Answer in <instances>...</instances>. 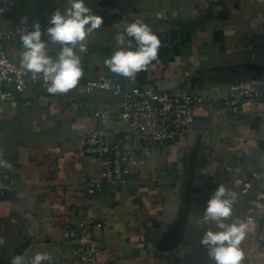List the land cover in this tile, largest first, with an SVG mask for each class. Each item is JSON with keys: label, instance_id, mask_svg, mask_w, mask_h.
<instances>
[{"label": "crops", "instance_id": "obj_1", "mask_svg": "<svg viewBox=\"0 0 264 264\" xmlns=\"http://www.w3.org/2000/svg\"><path fill=\"white\" fill-rule=\"evenodd\" d=\"M11 1L2 29L50 23L55 33L8 41L7 55L31 70L50 64L63 82L24 93L5 86L14 95L0 101V178L12 186L0 190V264H264V230L248 212L261 197L243 188L264 176V104L224 102L233 83L264 89V0ZM213 2L227 17L214 13L178 46L181 24ZM154 33L177 34L163 44L165 59L138 42ZM105 76L127 89L188 88L212 100L187 136L148 158L134 150L129 184L102 183L90 195L103 167L89 161L86 138L96 110L113 111L109 129L118 125L119 98L87 94L84 83ZM86 219L102 224L92 262L81 258Z\"/></svg>", "mask_w": 264, "mask_h": 264}, {"label": "built area", "instance_id": "obj_2", "mask_svg": "<svg viewBox=\"0 0 264 264\" xmlns=\"http://www.w3.org/2000/svg\"><path fill=\"white\" fill-rule=\"evenodd\" d=\"M12 11L11 0H0V22ZM54 33L55 28L50 23H28L16 29H2L0 26V101L14 95L5 90L6 85L12 86L18 93L28 91L31 83L39 82L62 88V75L52 65L43 64L40 70H31L10 59L4 49L8 41H40L52 37ZM84 90L87 94L110 92L119 98L118 125L109 129L115 119L113 111L96 110V127L86 138L85 153L89 161L103 167L102 181L89 182L86 186L90 195L102 183L112 188L129 184L132 181L134 150L141 149L148 158L156 145L175 142L187 136L192 131L197 113L212 100V96L188 88L176 93L159 92L153 85L127 89L121 80L106 76L88 79L84 83ZM246 101L264 104V89L260 88L259 82L248 80L233 83L224 98L226 105L231 107ZM11 186L0 178V190L10 189ZM98 227H102V224H94L87 219L80 223L81 243L89 247L81 255L83 261L92 262L98 254V244L93 235Z\"/></svg>", "mask_w": 264, "mask_h": 264}, {"label": "trees", "instance_id": "obj_3", "mask_svg": "<svg viewBox=\"0 0 264 264\" xmlns=\"http://www.w3.org/2000/svg\"><path fill=\"white\" fill-rule=\"evenodd\" d=\"M215 6L216 2L211 3L205 16H203L201 19L188 21L181 24L178 35V37L180 38L178 46H187V43L191 40L194 32L199 28V26H201L213 16ZM217 16L219 18H226L227 13L218 11ZM176 38L177 34L173 33H154L151 37V39L154 40L153 42H150L148 39H138V42H140L141 40L142 44L148 42V45H146L144 48L148 49V52L152 51L157 56V58L165 59L167 57L166 54H168V51H170V47L168 48L163 44H165L166 42L172 43ZM174 47L177 48L176 46ZM163 52L164 56L162 55Z\"/></svg>", "mask_w": 264, "mask_h": 264}, {"label": "rangeland", "instance_id": "obj_4", "mask_svg": "<svg viewBox=\"0 0 264 264\" xmlns=\"http://www.w3.org/2000/svg\"><path fill=\"white\" fill-rule=\"evenodd\" d=\"M217 11H214L216 13ZM218 13V12H217ZM200 13H197L199 15ZM260 185L258 184H251V185H243V188L246 190H249L251 194L255 193V195H260V199L256 200L253 205L251 204V207L249 208V220L251 223L255 224V227L258 229L264 230V176L261 178ZM256 187L257 189H260V192L257 194L256 192H253L252 188ZM243 189V190H244Z\"/></svg>", "mask_w": 264, "mask_h": 264}, {"label": "water", "instance_id": "obj_5", "mask_svg": "<svg viewBox=\"0 0 264 264\" xmlns=\"http://www.w3.org/2000/svg\"><path fill=\"white\" fill-rule=\"evenodd\" d=\"M250 67H252V66H250Z\"/></svg>", "mask_w": 264, "mask_h": 264}]
</instances>
